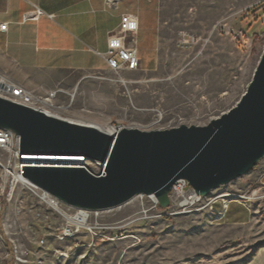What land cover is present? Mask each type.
<instances>
[{"label": "rangeland", "instance_id": "obj_1", "mask_svg": "<svg viewBox=\"0 0 264 264\" xmlns=\"http://www.w3.org/2000/svg\"><path fill=\"white\" fill-rule=\"evenodd\" d=\"M263 47L264 0H161L157 70L38 72L31 85L8 78L38 93L61 90L60 116L77 123L144 131L204 125L237 102ZM83 165L94 175L103 168L90 159ZM2 184L0 170V264H264V187L253 174L212 190L251 193L247 199L255 190L256 198L239 202L251 212L245 223L213 219L208 207L162 208L137 194L82 209L81 225L66 218L81 208L51 196L54 207L22 185L8 194Z\"/></svg>", "mask_w": 264, "mask_h": 264}, {"label": "water", "instance_id": "obj_2", "mask_svg": "<svg viewBox=\"0 0 264 264\" xmlns=\"http://www.w3.org/2000/svg\"><path fill=\"white\" fill-rule=\"evenodd\" d=\"M0 128L18 135L21 153L77 155L103 164L98 175L82 165L25 166L23 176L76 208H110L137 194L153 195L165 208L178 179L206 196L264 157V47L237 102L204 125L122 127L110 134L0 97Z\"/></svg>", "mask_w": 264, "mask_h": 264}, {"label": "crops", "instance_id": "obj_3", "mask_svg": "<svg viewBox=\"0 0 264 264\" xmlns=\"http://www.w3.org/2000/svg\"><path fill=\"white\" fill-rule=\"evenodd\" d=\"M160 5L161 0H118L114 6L106 0H0V24L6 23V29L0 30V72L31 85L29 76L38 72L108 71L107 39L123 13L137 18L134 39L140 68L134 71L153 72L159 61ZM35 6L43 14L23 21ZM247 173L264 187V162ZM241 204L230 202L221 222H248L251 212ZM219 210L215 203L213 219Z\"/></svg>", "mask_w": 264, "mask_h": 264}, {"label": "built area", "instance_id": "obj_4", "mask_svg": "<svg viewBox=\"0 0 264 264\" xmlns=\"http://www.w3.org/2000/svg\"><path fill=\"white\" fill-rule=\"evenodd\" d=\"M117 1L118 0H106V3L108 6H114ZM42 14V10L35 6L32 10L24 14L23 21L37 20ZM137 27L138 24L135 15L130 13H123L121 15L117 30L111 32L107 39V49L104 54V59L109 70L118 73L123 70L132 71L140 68L134 39ZM5 29L6 23L0 24V30ZM59 93L63 92L61 90H51L38 93L35 90L29 89L11 80L0 72V97L42 111L45 114L62 118L60 114L66 106L55 102ZM40 156L41 155L21 153L19 150L18 135L8 129L0 128V170L3 181L1 190L4 191L5 188H8V194H10L16 185H22L35 194L41 193V197L44 200L49 198L51 203L54 202V200L50 198L52 195L32 183L27 177L23 176L25 166H61L58 162L46 163L26 160L30 157L36 158ZM49 157L60 158L62 156ZM252 192L254 193L252 198H256L257 192L255 190ZM249 195H251V193ZM249 195L238 193L216 194L211 191L208 195L201 196L194 192L185 179H178L173 184L168 197L169 203H175L178 208L182 209V212H192L206 207L210 210H214V204L220 202L223 209L218 213L219 216L222 217L226 210V204H229L231 201L244 203L252 199H247ZM148 196L152 201L156 200L153 195ZM157 204L158 202L156 200L154 205L156 206Z\"/></svg>", "mask_w": 264, "mask_h": 264}, {"label": "bare ground", "instance_id": "obj_5", "mask_svg": "<svg viewBox=\"0 0 264 264\" xmlns=\"http://www.w3.org/2000/svg\"><path fill=\"white\" fill-rule=\"evenodd\" d=\"M98 128H100V127H98ZM100 129L107 132V133H110V134L116 132V130H114L113 128H108V129L100 128ZM41 156H47V157H41ZM41 156L36 157V158L30 157L26 160L35 161V162H46V163L47 162H58L60 165H66V166H80V165L84 166L83 164L86 161V159L76 158V157H78L77 155H41ZM49 156H65V157L56 158V157H49ZM71 157H75V158H71ZM155 201L156 200H153L154 203H155ZM52 206L55 207L56 204L54 202H52ZM86 217H87V215H86L85 211L80 209L74 216L66 217V218L69 222L71 221V222H74L76 224L82 225V223H84Z\"/></svg>", "mask_w": 264, "mask_h": 264}]
</instances>
